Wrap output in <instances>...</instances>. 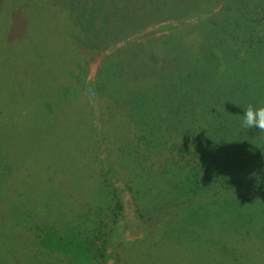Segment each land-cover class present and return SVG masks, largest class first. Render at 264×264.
Segmentation results:
<instances>
[{
	"label": "rangeland",
	"instance_id": "374dc122",
	"mask_svg": "<svg viewBox=\"0 0 264 264\" xmlns=\"http://www.w3.org/2000/svg\"><path fill=\"white\" fill-rule=\"evenodd\" d=\"M158 1L159 6H155ZM210 1L205 0L206 6L200 7L202 11L195 8L196 12L190 16L188 12L195 6L189 8L181 0L177 5L173 0L172 5L177 9L173 6L168 10L163 7L166 4L170 6L171 0H131V7L140 5L146 10L145 20L123 29L114 23L111 35L102 41L103 45L96 46L99 48L92 59L85 57V45L82 48L77 46L78 52L74 51L76 41L67 40L70 34L63 25L56 31L54 42L40 35L39 40L35 39L39 42L29 46L44 53L42 60H33L38 74L30 71L31 75L23 76L16 62L20 58L16 54V58L11 55L10 60H6L9 65L0 63L2 193L12 191L19 194L18 197L23 195L14 199L15 207L31 210L41 218L46 216L42 223L56 230L58 240L62 237L61 240L75 243L73 252L79 256L81 264H98L93 259L96 251L88 250L87 242H84L91 229L88 222L95 219L97 227L93 229L97 231L98 228L111 238L106 264H112V258L115 259L114 264L230 263L229 249L216 250L215 234L206 229L210 226V218L200 220L192 215L182 223V216L173 219L174 212L170 217L172 222H166L164 228L136 238L138 233L135 235L131 231L133 221L128 220L133 216L127 205L128 216L121 214L120 226L109 231L107 213L113 202L109 188L100 176L106 182L122 178V184L132 176V197L139 202L136 208L149 213L153 212L152 208L159 207L156 213L160 217L152 219L149 225L156 228L160 221L165 220L164 211L159 209L176 207V193L166 190L172 186L166 185V179L161 181L164 174L158 167L162 161L176 157V152L172 151L176 150L178 135L177 108L181 107L183 113V104L179 105L177 99L193 96L190 107L194 109L197 104L194 97L199 95L198 107L210 112L211 104L205 106L208 99L223 100L225 94L229 97L231 93H238L241 97L253 95L255 88H259V84L262 86V77L255 86L252 79L256 78H244L248 75H245L246 69L237 71L241 62L250 59L239 50L234 56L235 70L230 66L232 58L226 55V51L229 49L232 53L234 46L226 45L223 40L216 41L214 26L221 19L218 12L211 9ZM155 8L160 12L156 13ZM125 12L129 21L132 19V24L134 14L130 9ZM78 20V25L83 28L89 21H81L80 17ZM44 22L39 29L49 32L53 27L50 21ZM14 25L16 28L18 22ZM233 25L239 28L243 23L235 21ZM21 26L28 31L33 30L31 26ZM4 27L14 32L12 54L23 45H29V41L19 39L18 29L10 28L9 22ZM217 36L223 39L222 32L218 31ZM181 53L195 56L182 59ZM250 53L258 57L257 50ZM253 60L249 62L254 72ZM96 61H100L98 69L94 67ZM19 62L20 65L28 64V59ZM179 99L183 102V98ZM236 106L239 111L241 106ZM223 113L226 120L227 114ZM208 116H199L196 125L199 130L206 131L207 125L216 126L215 122L207 124ZM229 126L228 121L222 128L227 130ZM169 172L176 175V168ZM175 178L173 176V180ZM173 182L176 183V179ZM111 187L114 189V185ZM236 208L226 207L224 214L218 212V215L223 214L221 218L229 216L228 222L222 225L234 223V231L245 224L258 228V223H246L243 219L244 208ZM17 216L21 221V215ZM196 226L203 228L205 233H198ZM224 228L229 230L226 225ZM50 241L49 238L47 244ZM256 245H249L252 252L245 258L244 254L248 252L241 249L244 254L237 258V264H264V246ZM9 252L14 255V248ZM49 253L66 260L69 259L64 255L72 256L71 252H64L61 245ZM10 254L5 249L2 260L11 259ZM218 254L221 257L215 256ZM45 260L49 261L48 256Z\"/></svg>",
	"mask_w": 264,
	"mask_h": 264
},
{
	"label": "trees",
	"instance_id": "16d2710c",
	"mask_svg": "<svg viewBox=\"0 0 264 264\" xmlns=\"http://www.w3.org/2000/svg\"><path fill=\"white\" fill-rule=\"evenodd\" d=\"M128 1L129 5L126 4ZM181 1L188 5L189 8L195 6L188 12L190 16L196 12L195 8L201 12V8L206 6L205 0ZM130 2L131 0H0V63H4L6 66L9 65L10 63L7 61L10 60L11 55L13 58L15 57L14 54H16V57L20 58L16 62L23 76L31 75L30 71L37 73L33 60H42V58H45L43 57L44 53H41L37 47L30 48L29 46H33L36 42L35 39H38L40 35L54 42L56 40V31L63 25L67 27L66 29L70 34L67 40L76 41L73 44L74 49H76L74 51L78 52L77 46L82 48L85 45L86 50L83 48L85 57L92 59L96 57L97 48H99H96V46L103 45L102 41L111 35L114 23L117 27L119 26L123 29L128 26L134 27L136 23L138 24L145 20L144 14L146 10L138 3H136L138 6L131 7ZM177 2L179 0H176V5ZM210 2L211 9L213 8L218 12L222 24L220 25L218 20L214 26L215 31L213 34L216 35V41L223 40L226 45L234 46L232 53L229 52V49L226 51V55L228 56L229 54L232 58L231 63L227 60L228 64L230 63V66L234 69V56H236L235 53L238 50L242 55L245 54V57L254 58V72L251 69L250 59H247L249 60L248 62H241L237 71L242 70L241 72H243V69H246L245 75L248 74L250 76L246 75L244 78L246 80L256 78L252 79V84L255 86L258 85V79L262 77L263 83L262 86L259 84L260 90L257 87L255 88L256 93L253 94L256 95L255 97L253 95H243L241 97L238 93H231L229 97L225 94L222 97L223 100L214 101V98L208 99L209 102L205 106L207 107L211 104L210 112L198 107L200 105L199 95L194 97L197 103L194 109L190 107V103L193 102V96L190 99L189 97L180 96L179 98H183V102L182 99L181 101L179 98L177 99L179 105L183 104V113H181V107L177 108L176 121L178 122H176V132L178 135L176 137V150L172 151L176 152V157L162 161L158 167L162 169V175L164 174L161 181L166 179V185L172 186L171 189H167L165 185L166 190L169 193H176V201H174L176 202V207L166 209L167 206H164L159 209L164 211L162 214H164L165 220L160 221L157 227L155 226L156 228L149 225H151L152 219L160 217L156 213V208L159 207L152 208L153 212L149 213L147 211L142 213L136 208L138 206L136 203L139 202H137L138 200L135 197H132L133 186L130 182V178H133L132 176L128 177L127 180L124 177V184L120 182L122 178L116 177L114 182H106L101 174L100 176L106 187L109 188V195L113 202V206L107 213L109 231L120 224L119 218L121 214H123V217L128 216L127 205L132 211L133 218L128 221H131V223L133 221L130 228L135 235L138 233L136 238L145 236L150 231H155V229L158 231L164 228L166 222H172L170 217L174 212H176V215L172 216L173 219L182 216L180 221L182 223L187 222L188 217L192 215L200 220L202 218H210V226H207L209 228L206 229L210 230V234L211 232L215 234L214 237L217 240L214 243L216 245L215 249L228 248L231 258L228 264L233 262L237 264V258L244 254L243 251L248 252V254H244L243 258L251 254L250 244L252 246L256 244V246H264V135L254 130L242 128L238 118V115H243V111L248 105L264 107V0H211ZM170 3V6L166 4L163 7L164 10L173 8V6L176 7V5H172L173 0ZM159 4L158 1V5L155 6H159ZM129 9L135 17L132 24H130L132 19L129 21V17L125 12ZM155 10L157 11L156 13L160 12L158 8H155ZM57 13L58 15L56 16ZM79 17L81 21L84 19V22L89 19L84 28L78 25ZM104 17L107 18L104 20ZM207 17H209L208 14ZM59 19L62 20L60 23L58 22ZM44 21H50L53 27L50 30H54L53 32L49 30V32L44 33L43 30L39 29L41 23L44 25ZM235 21H242V27H235L233 25ZM4 22H9L10 28H14V23L18 22L16 28L19 32V39L29 41V45H23L21 49H17V52L12 54L13 47L11 46L15 40L13 37L14 32L8 31V28L4 27V24H6ZM21 25L31 26L33 30L28 31L27 28H23ZM36 28L38 29L35 30ZM218 31L223 33V39H218ZM11 32L13 33L11 34ZM84 39L85 41H83ZM251 50H257L258 57H253L250 53ZM180 55L183 56L182 59L195 56H186V53H181ZM221 57H224L223 54ZM23 59H28V64L20 65L19 60ZM100 61L102 60L100 59ZM100 61H96L94 64L95 68L98 69ZM236 104L241 106L239 111L236 109ZM216 107L217 109H215ZM206 111L209 113H206ZM223 111L227 114L226 120ZM182 114L183 116L181 117ZM209 114L210 116H208ZM200 115L208 116L210 120L207 124L215 122L216 126L207 125L206 131L201 128L199 130L196 125L199 123L198 118ZM228 121L230 126L226 130L225 127H222ZM182 128H185V130L183 129V131ZM150 129L152 130L153 128ZM219 135L220 139L217 141V136ZM150 168L152 170L156 169L155 167L146 169ZM173 168H176V175L169 172ZM173 176H176V183L173 182L175 180H173ZM156 178L158 177L156 176ZM2 179L3 177H0V264H81L78 261L79 256L73 252L76 250V248L73 250V244L75 243L71 240H61L62 237L58 240L55 237L56 230L53 227L48 228L44 222L42 223L46 216L41 218L31 210L17 209L14 205V199L21 198L23 195L18 197L19 194L12 191L2 193ZM111 185H114V189ZM213 190L215 192L212 193ZM134 202L136 205L133 204ZM121 204L124 205V208ZM226 207H237V210L244 208L243 219H246V223H258V228L256 225L245 224L238 226L239 229L234 231V223H230L225 224L229 228L226 231L225 225H222V223L228 222L229 216L227 214V217L221 218V215L227 211ZM124 209L125 212L123 213ZM218 212L223 214L218 215ZM17 214L21 215V221L17 220ZM77 217L79 218V216ZM28 218L33 219V222ZM239 218L241 219L242 217L239 215ZM88 223L91 229H89L88 237L84 239V242H87L88 250L96 251L93 259L98 264H106L111 248L109 241L111 238H109L108 233L104 235L100 229L97 228V231L93 229L97 227L95 225L97 219L95 221L90 220ZM250 227L253 229L252 231ZM196 228L199 231L198 233H205L203 228H198L197 226ZM49 238L51 241L47 244ZM59 245L62 246L64 252L68 251V254L71 252V255L73 256L74 254L75 256L64 255L69 259L66 260L63 257H57L49 253V251L54 252ZM13 248L15 250L14 255L9 252V249ZM5 249L12 257L3 261L1 257L3 253L5 254ZM218 255L215 256L217 258L221 257V255ZM47 256L51 262L45 260ZM114 260V258L111 259L112 264H114Z\"/></svg>",
	"mask_w": 264,
	"mask_h": 264
},
{
	"label": "clouds",
	"instance_id": "9594fccd",
	"mask_svg": "<svg viewBox=\"0 0 264 264\" xmlns=\"http://www.w3.org/2000/svg\"><path fill=\"white\" fill-rule=\"evenodd\" d=\"M241 127L264 135V107L248 105L243 115H238Z\"/></svg>",
	"mask_w": 264,
	"mask_h": 264
},
{
	"label": "flooded vegetation",
	"instance_id": "af4514ba",
	"mask_svg": "<svg viewBox=\"0 0 264 264\" xmlns=\"http://www.w3.org/2000/svg\"><path fill=\"white\" fill-rule=\"evenodd\" d=\"M91 69H92V67H91ZM183 92V91H182ZM170 117V116H169Z\"/></svg>",
	"mask_w": 264,
	"mask_h": 264
}]
</instances>
